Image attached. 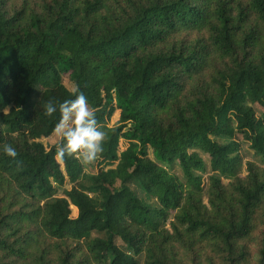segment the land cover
Returning a JSON list of instances; mask_svg holds the SVG:
<instances>
[{
    "label": "trees",
    "instance_id": "16d2710c",
    "mask_svg": "<svg viewBox=\"0 0 264 264\" xmlns=\"http://www.w3.org/2000/svg\"><path fill=\"white\" fill-rule=\"evenodd\" d=\"M77 86L89 172L40 141ZM0 264H264V0H0Z\"/></svg>",
    "mask_w": 264,
    "mask_h": 264
},
{
    "label": "clouds",
    "instance_id": "9594fccd",
    "mask_svg": "<svg viewBox=\"0 0 264 264\" xmlns=\"http://www.w3.org/2000/svg\"><path fill=\"white\" fill-rule=\"evenodd\" d=\"M73 95L74 99L65 100L58 105L53 100H48L43 106L46 116L51 117L57 111L60 113L54 131L61 137V143L56 146L55 157L63 160L66 156L79 153L85 162L93 163L100 159L104 151L107 133L101 130L96 113L89 107L87 97L79 91V86ZM3 152L13 160L18 156L11 144H5ZM19 163L17 161L18 165Z\"/></svg>",
    "mask_w": 264,
    "mask_h": 264
},
{
    "label": "rangeland",
    "instance_id": "374dc122",
    "mask_svg": "<svg viewBox=\"0 0 264 264\" xmlns=\"http://www.w3.org/2000/svg\"><path fill=\"white\" fill-rule=\"evenodd\" d=\"M63 83L64 85L70 90V91H73V85L70 83L69 79L67 76H64L63 78ZM118 117H119V112H115L113 114V116L111 117L110 121H109V126H113L114 123L118 120ZM59 140V136L54 132L49 138L47 139H41V143L46 147V148H50L51 146H53L57 141ZM127 143H124L123 141H120V145L123 147L126 146ZM241 148L239 150V157L241 159V171L240 173L242 175L245 174V171H244V168H245V163L246 162H255V163H260V160L259 158H257L253 152L248 148V144L245 143L244 141L241 142ZM204 164H205V168H206V171L205 173L202 174L203 178H207L208 174H209V158L207 155L203 154V153H199ZM149 157L152 158V152L151 150H149ZM80 160L84 166V170L85 172H89V170H91L94 166L93 163H88V162H85L81 157H80ZM173 171L181 177V172L179 170V167L178 165H175L173 167ZM132 187V186H131ZM66 189L69 188V185H66L65 187ZM134 190H136V188H134ZM59 196H61V193L58 194ZM142 196L144 197V195L142 194ZM76 214H77V211L75 212V210H71V217L72 218H75L76 217Z\"/></svg>",
    "mask_w": 264,
    "mask_h": 264
}]
</instances>
